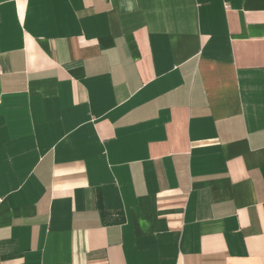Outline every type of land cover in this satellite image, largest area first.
I'll return each mask as SVG.
<instances>
[{"label": "crops", "instance_id": "0c3cea01", "mask_svg": "<svg viewBox=\"0 0 264 264\" xmlns=\"http://www.w3.org/2000/svg\"><path fill=\"white\" fill-rule=\"evenodd\" d=\"M0 264H264V0H0Z\"/></svg>", "mask_w": 264, "mask_h": 264}]
</instances>
